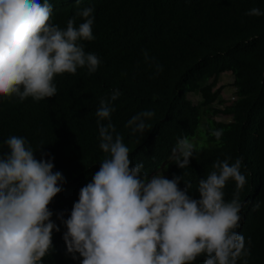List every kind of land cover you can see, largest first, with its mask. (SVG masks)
<instances>
[{
  "label": "trees",
  "instance_id": "trees-1",
  "mask_svg": "<svg viewBox=\"0 0 264 264\" xmlns=\"http://www.w3.org/2000/svg\"><path fill=\"white\" fill-rule=\"evenodd\" d=\"M42 2V0H41ZM51 22L66 28L78 10L93 7L92 41H82L86 52L101 60L89 74L78 68L75 75L54 78L57 93L39 101L0 96V155L8 153L4 141L12 135L25 137L33 150L53 158L62 191L48 205L53 230L52 251L43 264H80L67 254L62 239L66 228L57 218L70 216L79 190L91 182L106 157L99 148L95 115L101 99L114 89L121 95L111 101L115 109L110 122L124 137L132 165L142 162L152 176L168 162L181 138L193 137L201 121L208 146L192 140L189 166L169 162L164 176H182L179 187L190 185L189 195L199 199L198 181L213 171L215 161L243 157L241 172L246 184L239 190L242 209L240 227L245 237L246 256L237 264H264V15L249 16L252 8L264 12V0H50ZM83 22L76 17V25ZM162 66V70H160ZM231 72L235 97L223 109L221 88L214 89L221 73ZM211 80V81H210ZM188 93L200 94L193 103ZM143 134H133L127 123L144 112ZM230 115V121L215 119ZM109 121H102L107 124ZM214 130H223L217 139ZM139 141V143H138ZM41 151L34 153L41 158ZM49 157H45L48 159ZM130 165V166H132ZM164 170V169H163ZM226 201L236 194L229 180L223 189ZM200 256L194 264H203Z\"/></svg>",
  "mask_w": 264,
  "mask_h": 264
},
{
  "label": "clouds",
  "instance_id": "clouds-1",
  "mask_svg": "<svg viewBox=\"0 0 264 264\" xmlns=\"http://www.w3.org/2000/svg\"><path fill=\"white\" fill-rule=\"evenodd\" d=\"M93 12V7L80 9L61 28L51 22L50 0H0V96L39 101L56 95L57 75H75L78 68L95 73L101 60L82 43L95 39ZM245 14L264 12L252 8ZM77 16L83 21L78 25ZM120 95L114 89L95 113L99 148L106 157L79 190L70 216L57 214L66 228L62 239L67 254L75 260L78 253L80 264H194L202 255L203 264H237L248 254L245 237L237 231L242 219L238 193L247 182L241 172L243 157L215 161L214 170L198 181L199 199L188 194L190 185L178 186L181 175L168 179L162 173L142 174L143 163L132 165L124 137L110 122L115 110L111 101ZM153 115L144 112L126 126L143 134L144 120ZM212 135L219 139L223 130ZM4 143L8 153L0 155V264H43L53 249V230H60L48 205L65 181L59 171L53 172V158L42 147L33 150L25 137L16 135ZM36 151H41L39 160ZM193 152V143L181 138L171 163L186 168ZM230 179L237 192L226 201L223 189Z\"/></svg>",
  "mask_w": 264,
  "mask_h": 264
},
{
  "label": "rangeland",
  "instance_id": "rangeland-1",
  "mask_svg": "<svg viewBox=\"0 0 264 264\" xmlns=\"http://www.w3.org/2000/svg\"><path fill=\"white\" fill-rule=\"evenodd\" d=\"M232 81H233V76L231 72L227 71L220 74L214 89H217L219 87L221 88V98L222 100H224V103L222 104H220L219 102L214 103V106L216 108L223 109L225 105H227L228 103H230V101H232V99H234L235 87L232 85ZM187 98L190 99L193 103H197L201 99V96L200 94L197 93H188ZM230 118H231L230 115H225V114H218L215 116L216 120L223 122L230 121ZM197 136H199L198 141H200L202 138V140L196 144L197 146L209 145V143L205 139V128H203L201 121L196 129L194 136L188 139L190 140V142H192V140H194ZM169 162H171L170 157L168 158V162L166 163V165L160 167L153 175H155L156 173H162L164 175L166 171V166L169 164Z\"/></svg>",
  "mask_w": 264,
  "mask_h": 264
}]
</instances>
